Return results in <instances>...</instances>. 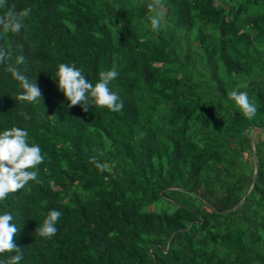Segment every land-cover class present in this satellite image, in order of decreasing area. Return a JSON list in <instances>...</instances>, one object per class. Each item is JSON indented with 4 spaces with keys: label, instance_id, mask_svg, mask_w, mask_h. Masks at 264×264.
<instances>
[{
    "label": "trees",
    "instance_id": "1",
    "mask_svg": "<svg viewBox=\"0 0 264 264\" xmlns=\"http://www.w3.org/2000/svg\"><path fill=\"white\" fill-rule=\"evenodd\" d=\"M151 2L0 8L31 9L20 34L0 37L9 53L0 132L26 128L46 157L40 183L0 201L19 228V264H264V0H163L158 31ZM20 55L43 103L16 99L22 89L5 68ZM61 63L93 85L116 64L109 87L123 108H69L55 80ZM233 89L257 105L254 118L229 99ZM53 209L58 231L42 238L36 228Z\"/></svg>",
    "mask_w": 264,
    "mask_h": 264
},
{
    "label": "clouds",
    "instance_id": "2",
    "mask_svg": "<svg viewBox=\"0 0 264 264\" xmlns=\"http://www.w3.org/2000/svg\"><path fill=\"white\" fill-rule=\"evenodd\" d=\"M7 0H0V8L5 7ZM148 9L154 13L149 17L151 27L158 31L164 19L163 0H152L148 4ZM120 10V5H114V12ZM31 13L30 8H24L19 11L8 10L0 16V37L5 33L20 34L25 27V19ZM21 49L23 45H20ZM9 53L5 47L0 46V64L5 63ZM25 57L20 55L16 58L15 64H7L5 71L11 74L14 80L19 82L21 92H18L16 99L28 104L43 103V96L40 87L34 79H29L25 72L18 67L25 65ZM116 64L112 65L110 70L99 73V81L93 85L75 64L58 65L56 72V82L58 89L63 93L65 99L69 101L68 107L80 106L87 113L90 105L97 108H107L112 112H119L123 106V100L117 92L109 87L112 81L118 77ZM228 97L242 111L247 119L255 117L258 108L257 105L249 100L246 91L233 89L228 93ZM25 120H31L29 113H22ZM29 133L27 129L12 127L0 132V201L5 200L10 193H16L23 189L30 181L40 183L37 166L45 160V155L39 145L29 144ZM91 161L96 163V167L101 171L106 165L96 161L95 157ZM31 169V170H30ZM62 213L58 210H50L42 226L36 228L37 235L42 238L53 237L58 229L56 227ZM14 217L10 212L0 214V254L15 253L8 264H19L23 259L21 248L14 241L19 228L12 223Z\"/></svg>",
    "mask_w": 264,
    "mask_h": 264
},
{
    "label": "rangeland",
    "instance_id": "3",
    "mask_svg": "<svg viewBox=\"0 0 264 264\" xmlns=\"http://www.w3.org/2000/svg\"><path fill=\"white\" fill-rule=\"evenodd\" d=\"M251 136H252L253 139H255L256 137H257V138H258V137H260V138L263 137V135H261V133H260V134L253 133Z\"/></svg>",
    "mask_w": 264,
    "mask_h": 264
},
{
    "label": "water",
    "instance_id": "4",
    "mask_svg": "<svg viewBox=\"0 0 264 264\" xmlns=\"http://www.w3.org/2000/svg\"><path fill=\"white\" fill-rule=\"evenodd\" d=\"M256 167H257V163H255V165H254V171L256 170ZM254 177H255V176H253V177H252V180H251V182H253V181H254Z\"/></svg>",
    "mask_w": 264,
    "mask_h": 264
}]
</instances>
